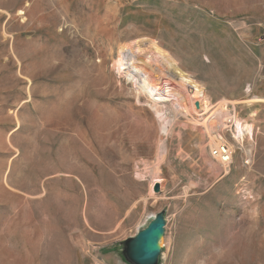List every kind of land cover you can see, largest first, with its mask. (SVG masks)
<instances>
[{
    "label": "rangeland",
    "instance_id": "1",
    "mask_svg": "<svg viewBox=\"0 0 264 264\" xmlns=\"http://www.w3.org/2000/svg\"><path fill=\"white\" fill-rule=\"evenodd\" d=\"M122 44L179 94L160 102L165 130L115 64ZM255 98L264 0H0V264H132L125 241L162 210L158 264H264ZM224 104L240 144L234 122L210 118ZM216 137L230 162L213 157Z\"/></svg>",
    "mask_w": 264,
    "mask_h": 264
},
{
    "label": "bare ground",
    "instance_id": "2",
    "mask_svg": "<svg viewBox=\"0 0 264 264\" xmlns=\"http://www.w3.org/2000/svg\"><path fill=\"white\" fill-rule=\"evenodd\" d=\"M139 50H140V47L135 48L134 46L128 45V44L120 45L119 57L116 60L115 64L118 66L120 70L125 72L129 77L132 75L135 80L137 88L142 90L141 91L142 93L147 94L148 105L150 109L154 112L155 116L161 120V130H165L166 125H169V124L165 116L166 113H165L164 107L162 104H160V102L164 100H169V99H176V101H179V94L173 91L174 87L170 85L169 83H164L163 85H160L158 83L153 82L149 78L145 68L137 64V53L139 52ZM150 57L155 58L157 61H159L161 64H163L167 68H170L172 70H177L174 64L171 63V60L168 61L165 58V56L161 57L160 55L159 56L155 55V57H153V55H151ZM179 74H180L179 76L181 80L185 84L190 85L194 88V91H192V96H194L195 98L197 97L199 102L201 101L204 102L205 104L204 109H206L207 111L209 109H212L214 105H211V103H209L204 89L200 85H198L195 81L186 77L188 75L185 76L183 72H180ZM254 100L259 101V100H264V99L255 98ZM225 104L220 106L219 109L215 110L210 115V118L217 114L222 118H226V120L230 122H234V124H236L238 128V133L234 135V140L237 144H240L242 142L243 134L241 130L243 128L240 125V120L238 119L236 112H231V111L229 112ZM177 105H179V107L181 108L182 113L189 112V110L187 109L188 107L186 108L184 105L182 106L178 102H177ZM217 139H220V138H217ZM158 180L160 179H156L155 181H158Z\"/></svg>",
    "mask_w": 264,
    "mask_h": 264
},
{
    "label": "water",
    "instance_id": "3",
    "mask_svg": "<svg viewBox=\"0 0 264 264\" xmlns=\"http://www.w3.org/2000/svg\"><path fill=\"white\" fill-rule=\"evenodd\" d=\"M159 190V184L155 185ZM165 211L158 212L137 235L124 243V254L132 264H158L166 232Z\"/></svg>",
    "mask_w": 264,
    "mask_h": 264
},
{
    "label": "built area",
    "instance_id": "4",
    "mask_svg": "<svg viewBox=\"0 0 264 264\" xmlns=\"http://www.w3.org/2000/svg\"><path fill=\"white\" fill-rule=\"evenodd\" d=\"M212 155L222 163H228L232 159V152L229 144L223 140H217L212 146Z\"/></svg>",
    "mask_w": 264,
    "mask_h": 264
}]
</instances>
